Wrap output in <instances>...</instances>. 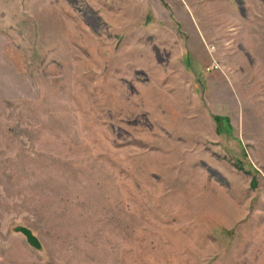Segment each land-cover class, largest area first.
Masks as SVG:
<instances>
[{
    "label": "rangeland",
    "instance_id": "obj_1",
    "mask_svg": "<svg viewBox=\"0 0 264 264\" xmlns=\"http://www.w3.org/2000/svg\"><path fill=\"white\" fill-rule=\"evenodd\" d=\"M0 264H264V0H0Z\"/></svg>",
    "mask_w": 264,
    "mask_h": 264
},
{
    "label": "water",
    "instance_id": "obj_2",
    "mask_svg": "<svg viewBox=\"0 0 264 264\" xmlns=\"http://www.w3.org/2000/svg\"><path fill=\"white\" fill-rule=\"evenodd\" d=\"M19 231H22L28 238V241L36 246V247H40V243H39V240L38 238L36 237V235L33 234V232L27 228V227H19Z\"/></svg>",
    "mask_w": 264,
    "mask_h": 264
}]
</instances>
